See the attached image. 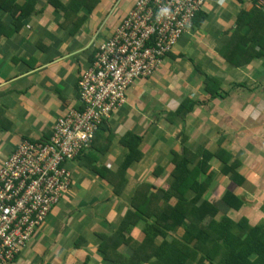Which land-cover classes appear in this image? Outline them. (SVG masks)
Masks as SVG:
<instances>
[{
  "label": "crops",
  "instance_id": "1",
  "mask_svg": "<svg viewBox=\"0 0 264 264\" xmlns=\"http://www.w3.org/2000/svg\"><path fill=\"white\" fill-rule=\"evenodd\" d=\"M26 1L31 0L18 4ZM70 1L34 0L24 26L0 38V167L22 139H47L57 118L79 108L81 73L137 0H96L87 2L95 4L93 9L67 11ZM262 6L260 1L257 7ZM252 8L253 0H210L205 5L155 75L129 89L125 104L99 134L101 152L68 164L69 190L13 264H133L134 249L125 241L142 243L155 217L134 220L132 202L141 186L147 198L158 191L172 193V161L182 155H193L188 168H199L196 182L206 186L200 196L196 185L188 186L185 203L196 201L201 207L207 201L216 210L204 225L230 220L264 230V58L235 67L221 55L238 15ZM0 18L10 23L2 11ZM206 77L228 96L210 97ZM124 139L138 144L139 157L122 185L121 177L112 175L130 153ZM204 156L208 163L202 174ZM92 166L104 170V177ZM226 194L233 195L236 205V199L242 202L239 209L225 204ZM180 202L172 198L168 205ZM184 234V228H177L155 244ZM111 237L104 253L103 240Z\"/></svg>",
  "mask_w": 264,
  "mask_h": 264
},
{
  "label": "built area",
  "instance_id": "2",
  "mask_svg": "<svg viewBox=\"0 0 264 264\" xmlns=\"http://www.w3.org/2000/svg\"><path fill=\"white\" fill-rule=\"evenodd\" d=\"M210 0H137L99 45L78 83L79 108L57 118L44 140L22 139L0 167V264H13L71 186L68 164L129 89L155 75Z\"/></svg>",
  "mask_w": 264,
  "mask_h": 264
},
{
  "label": "trees",
  "instance_id": "3",
  "mask_svg": "<svg viewBox=\"0 0 264 264\" xmlns=\"http://www.w3.org/2000/svg\"><path fill=\"white\" fill-rule=\"evenodd\" d=\"M33 1H26L25 4L19 5L18 0H0V12L8 14L11 19L10 23L6 24L0 18V38L12 36L24 26L30 14V4ZM91 1L97 3L96 0H71L65 9L67 11L69 9L78 11L83 7L93 9L95 4H88ZM260 1L264 2V0H253L251 10L240 12L237 18V26L227 45L221 51V55L235 67H245L255 59L264 58V9L263 6L257 7ZM211 82L212 84H210ZM214 83V79L205 78V91L210 97L225 98L228 96L227 93L222 92L219 84ZM182 109H178V113H181ZM108 120L99 125L91 140L90 147L83 150L81 156L86 155L87 158V155H95L93 154L95 150L101 152L99 150L100 145L97 143L102 140L99 134L104 130ZM130 137L132 136L130 135ZM122 144L131 150L117 173L112 176L113 178L121 177L120 182L122 181L123 185L126 183L124 174L130 165L138 160L139 153L136 151L138 144L134 140L126 141L124 139ZM191 156L193 155L178 156L172 161L175 166V183L171 189L172 193H160L161 191H158L160 194L151 193V197L147 198L148 191L143 190L144 186L138 190L137 196L132 202L137 213L134 220L146 221L151 218L150 215H153L155 221L147 224L146 236L142 243L135 242L133 239L125 241L126 244H131L135 252L130 258V262L145 264L155 260L156 264H264V230L262 226L249 228L245 223L234 224L230 220H224L221 224L212 221L209 225H204L203 220L206 216L214 217L216 210L207 201H203L201 207L196 201L189 204L185 203L182 196L188 186L196 185L195 190L199 196L206 187L204 184L200 186L196 182L200 173L199 168H196L195 171L188 168V165L193 161ZM88 157L93 161L92 156ZM95 162L97 160H94ZM202 162V174H204L206 171L204 166L208 163V157H202ZM92 168L102 178L104 177V170L95 168V166ZM224 170L227 172L226 168ZM207 172V175L211 177V173ZM145 187L151 189L147 185ZM172 198H178L181 202L176 207H169L168 203ZM231 198H233L232 194H226L225 204L234 210L239 209L241 206L239 203L242 202L236 199L238 202L236 205V202L233 203ZM160 200H163L162 206L159 205ZM180 227L185 230L182 238L171 239L170 242L164 240L160 245L155 244L157 238L166 239L169 232H174ZM114 237L104 238L101 247L104 253V248L108 247V243L114 241Z\"/></svg>",
  "mask_w": 264,
  "mask_h": 264
}]
</instances>
